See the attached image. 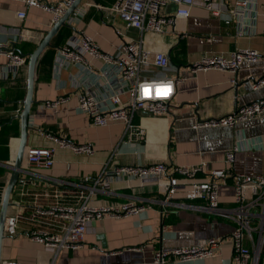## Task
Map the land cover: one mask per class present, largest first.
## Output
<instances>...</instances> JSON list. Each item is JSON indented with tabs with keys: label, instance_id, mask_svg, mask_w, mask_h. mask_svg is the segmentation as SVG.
Returning a JSON list of instances; mask_svg holds the SVG:
<instances>
[{
	"label": "crops",
	"instance_id": "crops-1",
	"mask_svg": "<svg viewBox=\"0 0 264 264\" xmlns=\"http://www.w3.org/2000/svg\"><path fill=\"white\" fill-rule=\"evenodd\" d=\"M44 1L56 3L59 0ZM115 1L97 0L104 5ZM259 2L263 3L264 0ZM176 9V4L169 3L164 12L171 14ZM20 10L26 12L23 19L17 15ZM52 25L49 12L25 6L22 0H0V43L16 52H20V42L23 43L21 50L29 49L31 45L36 48ZM111 26L104 13L96 7H89L87 15L79 24L104 51L114 54L120 39ZM63 27L68 29V34L61 31ZM63 27L54 36L53 45L45 49L39 58L34 103L30 111L27 146L54 147L56 150L55 164L46 172L48 175L74 181L84 177L97 179L117 165L164 162L172 167L205 164V172H200L197 177V182H202L213 169L225 166L226 150L241 138H246L244 143L249 140L264 142V117L234 127H195L197 117L229 114L239 105L264 99V84L259 88L253 87L255 79L264 77V14L261 9L254 34L238 35L235 24L228 25L204 9L194 8L188 17L178 18L169 32L146 35V44L153 50L167 52L172 63L178 66V71L170 67L152 66L145 76L159 79L174 76L178 72L183 80L177 84L166 114L153 116L143 111L134 114L133 122L143 131L142 137L131 135L124 122L97 126L86 113L80 111L77 99L79 90L74 88L71 76L84 69L81 64H72L59 58V47L67 44L74 31L68 25ZM129 35L135 38L141 36L137 30H130ZM237 48L257 49L262 56L257 62H244L236 73L215 69L193 72L190 68L192 62L206 54L228 53ZM26 92L27 66L19 68L10 64L6 55H0V148L7 147L6 153L0 151V204L12 170L7 162L12 158L15 161L19 144L20 114ZM62 95L69 97L66 102L57 106L46 104ZM47 134L66 138L78 145L90 144L93 151L76 153L72 148L55 145ZM234 170L264 175V149L254 147L237 152ZM167 180L165 177L158 182L143 181L128 175L111 178L106 191L100 190L92 197L94 206L134 202L142 205L144 210L118 218H94L87 223L84 245L77 249L59 250L54 264H155L154 256L160 250L205 246L214 237L226 238L228 241L212 256L180 261L170 255L163 264H236L229 240L237 223L194 207L163 205L162 200L167 195L164 190ZM191 187L192 183H187L172 201L208 205L206 199H185V191ZM45 188H48L47 183L35 189ZM13 197H19L17 186L11 199ZM219 202L224 207L236 205L232 180L220 186ZM246 245L254 249L250 240L246 241ZM40 248V244L26 238L6 239L3 258L35 261ZM47 256L44 254L45 258ZM247 264H264V245L261 253L253 254Z\"/></svg>",
	"mask_w": 264,
	"mask_h": 264
},
{
	"label": "built area",
	"instance_id": "built-area-1",
	"mask_svg": "<svg viewBox=\"0 0 264 264\" xmlns=\"http://www.w3.org/2000/svg\"><path fill=\"white\" fill-rule=\"evenodd\" d=\"M22 1L25 6L49 12L54 24L74 0H59L56 3L44 0ZM169 3L177 5L174 13L164 12ZM89 7L99 9L106 16L107 22L112 24V29L120 39L116 53L104 51L91 35L79 27ZM194 8L204 9L228 25L235 24L238 35L256 33L260 9L264 14V2L260 3L259 0H116L110 5L101 4L97 0L81 1L66 21L74 31L67 44L59 47L58 56L66 62L83 66V71L71 77L74 88L79 90L78 108L90 117L93 124L106 126L113 122H124L131 135L142 137L143 131L133 122L137 111L153 116H161L169 111V103L183 77L178 72L174 76L159 79L145 76L152 66L170 67L178 71V66L172 63L167 52L153 50L146 44V35L169 32L178 18L188 17ZM17 15L23 19L26 12L20 10ZM130 30H137L141 36L135 38L129 35ZM0 55H6L10 64L19 68L27 66L26 55L3 43H0ZM261 56L262 53L257 49L237 48L228 53L206 54L192 62L190 68L193 72L215 69L236 73L244 62H257ZM263 84L264 77L253 81L254 88ZM68 98L62 95L46 104L57 106ZM261 117H264L263 98L239 105L229 114L197 117L195 127H234ZM47 135L55 145L72 148L76 153L93 151L90 144L78 145L60 136ZM245 140V137L241 138L226 150L225 166L213 169L202 182H197V177L200 172H205V164L172 167L164 162L117 165L97 179H61L46 173L55 164L54 147L26 146L20 176L15 185L19 189V197L10 199L4 235L5 240L26 238L40 244L42 248L37 250L35 261H15L2 257L0 264H54L59 250L77 249L84 245L87 223L94 218H118L140 213L144 207L134 202L117 206H94L91 203L96 192L106 191L111 178L127 175L157 182L167 177L168 183L164 186L167 195L162 200L163 205L194 207L233 220L237 225L229 241L235 253V261L236 264H247L253 254L261 253L264 245V175L236 172L234 161L237 152L254 147L264 149V142L249 140L244 143ZM13 164V158L7 162L10 168ZM229 180H232L235 189L234 207H224L219 202V188ZM42 183H47L48 188L35 189ZM187 183H192V187L185 191V199H206L208 205L172 201L174 195L184 190ZM247 240L254 244V249L247 247ZM227 241L226 238L214 237L205 246L160 250L154 256V263L163 264L170 255L180 261L206 258L222 248ZM44 254L48 256L45 258Z\"/></svg>",
	"mask_w": 264,
	"mask_h": 264
},
{
	"label": "water",
	"instance_id": "water-1",
	"mask_svg": "<svg viewBox=\"0 0 264 264\" xmlns=\"http://www.w3.org/2000/svg\"><path fill=\"white\" fill-rule=\"evenodd\" d=\"M82 0H74L69 6L63 16L55 22L52 27L44 34L42 39L38 42L36 48L28 55L27 60V92L23 99V109L20 114L21 122V134L17 152L15 154V161L11 170V175L6 185L1 207H0V262L3 257V249L5 242L4 235V223L8 212V207L11 203V195L14 187L20 176V170L23 164L24 152L28 143L29 131H30V111L32 104L34 103V88H35V77L36 67L40 56L48 47L52 46V40L54 36L60 31L61 27L67 25V19L79 6Z\"/></svg>",
	"mask_w": 264,
	"mask_h": 264
},
{
	"label": "trees",
	"instance_id": "trees-1",
	"mask_svg": "<svg viewBox=\"0 0 264 264\" xmlns=\"http://www.w3.org/2000/svg\"><path fill=\"white\" fill-rule=\"evenodd\" d=\"M61 31L63 32V33H67L68 34V29L66 28V27H63L62 29H61ZM64 31H66V32H64ZM21 44L20 45H18V48H19V50H20V53H22V54H24L26 51V56H27V54H29V53H31L35 48V45H31L30 46V48L29 49H25V50H21V46H22V42H20ZM0 151H2V152H4V153H6L7 152V147H2V148H0Z\"/></svg>",
	"mask_w": 264,
	"mask_h": 264
}]
</instances>
